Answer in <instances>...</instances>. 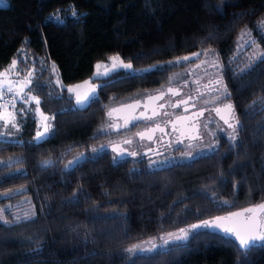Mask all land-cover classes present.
<instances>
[{
	"label": "trees",
	"instance_id": "obj_1",
	"mask_svg": "<svg viewBox=\"0 0 264 264\" xmlns=\"http://www.w3.org/2000/svg\"><path fill=\"white\" fill-rule=\"evenodd\" d=\"M263 21L264 0H7L0 71L17 59L22 78L34 72L30 94L52 127L33 142L30 106L18 107V132L0 141V264H264V241L241 252L204 227L152 252L125 251L264 203V57L246 59L264 53ZM195 53L187 64L205 62L221 78L235 139L157 170L116 160L104 149L118 134L108 111L165 85L181 67L168 62ZM116 55L157 67L91 79ZM86 80L101 83L97 96L72 109L65 87Z\"/></svg>",
	"mask_w": 264,
	"mask_h": 264
},
{
	"label": "flooded vegetation",
	"instance_id": "obj_2",
	"mask_svg": "<svg viewBox=\"0 0 264 264\" xmlns=\"http://www.w3.org/2000/svg\"><path fill=\"white\" fill-rule=\"evenodd\" d=\"M192 61L194 60L187 62ZM187 62L176 63L181 67L175 71L186 65H194V68L180 75L181 81L174 85L167 82L152 93L132 101L135 103L139 101V104H142L146 97L164 93L163 99L158 102L159 105L163 104L164 108L158 115L151 120L143 119L129 123L126 127L124 126L125 121L137 115L142 110L140 106L131 108L129 115H126L127 119L124 116L123 118H116L115 114L110 117L112 125L117 126L113 128L118 134L114 140L105 145L104 149L116 160L122 155H118L116 151L111 152L109 149L113 148V144L118 143L121 148L126 150L123 153L124 160L138 159L150 170H157L197 159L202 157L201 153L205 156L211 152V144L214 148L222 137H232L236 134L238 125L235 118H229V123L235 126V131H233V128L222 123L215 114L217 107L221 108L227 105L223 97L221 78L207 70L209 65L205 62L199 61L192 64H187ZM170 87L178 90L179 95L173 96L169 93L168 88ZM189 97L193 99L188 104L173 107L177 102L188 100ZM165 112L168 115H164ZM201 112L202 115L199 114ZM177 117H184L185 119L178 120ZM173 124H175V128ZM157 125L164 131L161 132L157 129L155 132H149L147 135L152 136L151 140L147 138V135L143 139L137 135L139 132L156 128ZM197 136L199 138H196ZM125 139H131L133 143L131 145L124 144ZM129 152H136L137 155L131 156L128 154Z\"/></svg>",
	"mask_w": 264,
	"mask_h": 264
},
{
	"label": "snow or ice",
	"instance_id": "obj_3",
	"mask_svg": "<svg viewBox=\"0 0 264 264\" xmlns=\"http://www.w3.org/2000/svg\"><path fill=\"white\" fill-rule=\"evenodd\" d=\"M0 3H7V0H0ZM73 16H76L77 13L73 12ZM56 20L60 21V17L56 15ZM62 22V21H61ZM260 26L264 27V22H260ZM244 35H250V33L245 32ZM255 43V41H253ZM195 56H199L200 53L193 54ZM261 57H264V53H261ZM109 59L112 61V66L110 69L106 67V70L101 73L97 71L94 75L96 78H99L100 76H109L111 72L118 70L119 68H123L130 71H139V72H147L151 71L157 66H152L150 69H141V70H133L131 63H125L119 55L109 57ZM189 60L190 57L185 56L182 58L177 59L176 61H169V64L172 63H180V60ZM17 59H13L7 69L4 71H0V100H3L5 93H12L13 99L9 101L8 103L11 104L12 108L15 109V100L17 97L21 99V101L24 104L29 103H35L36 108L35 111L40 114L42 117V121L44 122V131L43 132H37L36 138L42 139L49 131L51 125L47 123L49 121V117L44 115V113L40 109V99L38 96L31 95V87L32 80L34 77V72L29 71L25 74L23 79H12V76H20V70L17 68ZM97 69L101 67L100 64H97ZM53 70L55 71V66L53 65ZM171 79V78H170ZM219 83V81H217ZM57 84H60V81L57 80ZM85 85H88V90L84 92L83 95L78 91V89H81ZM40 85H37L39 87ZM107 86V85H104ZM28 89V92H25V89ZM97 86L94 84H91L90 80H86L83 82V84H77L74 86H68L67 90L69 93H75L76 95V103L77 105H84L87 101H89L96 93ZM168 92L171 93L173 96L179 95L178 90H174L173 88H168ZM164 93H160L159 96L156 97H149V99L152 100H160L163 99ZM193 98L189 97L188 100H182L177 102L173 105V107H178L180 104H188L189 101H191ZM139 101H136L135 104H129V105H122V107L125 108H135L139 106ZM7 104H0V109H4L3 111H0V121L3 122V127L5 129L11 127L13 129L19 130L18 125L16 123V113L15 111L9 112L7 111ZM194 106V105H193ZM160 108H163L164 105H160ZM187 110V109H185ZM224 111L228 113V118H225V116H221V119H224L225 124H228L230 128H233V131H235V126L231 123H229V118L234 119V111L233 106L231 104L224 105ZM25 111V109L21 108L20 112ZM119 111V109H110L108 111L109 117L113 115L114 112ZM217 114L221 113L222 109L217 107L215 109ZM159 113L156 111H153L152 116H146L144 113H141L140 116H133L132 119H146L151 120L153 117L158 115ZM202 115L203 113H199ZM164 115H168L167 112L164 113ZM178 120L185 119L184 117H177ZM129 121H125V127L127 126ZM239 122L237 121V124ZM110 127H117L116 125H110ZM173 127L175 128V124H173ZM157 129H159L161 132L164 131L163 128H160L159 125L156 126V128L148 129L147 132H155ZM10 134V133H9ZM5 135L4 132H0V136ZM138 136L141 137V139L145 138L147 135L146 132H139L137 133ZM147 138L149 140L152 139L151 135H147ZM196 138H199L198 136ZM233 140L235 139V136L233 135L231 137ZM124 144L131 145L133 141L131 139H125L123 141ZM93 152L97 151V149L93 148ZM113 151H116L118 155H123V153L126 151L125 149L121 148L120 144L116 143L113 144ZM131 156L137 155L136 152H129L128 153ZM83 155L82 153L80 154ZM70 164L73 162H69ZM0 219H3L0 217ZM7 222V221H5ZM200 227L204 228H217L223 231L225 234L230 235L235 238V241H238L239 247L242 250H249L252 247L256 245L257 242L264 241V203H258L254 205H250L249 207L243 208L240 211L237 212H231L228 214V216H222V217H215L213 221H202L200 224H193L190 226V228L185 229L181 228L179 229V234L177 233H168L167 236H161L159 239L163 242L161 245H157L153 242V240H149L145 243L149 244L150 247L144 248L142 244H135L132 245L130 248L125 249V251L129 253H133L136 251H148L152 252L157 250V248H162L165 245H168L170 241H186L188 239L189 232L194 229H198ZM155 239V238H153Z\"/></svg>",
	"mask_w": 264,
	"mask_h": 264
},
{
	"label": "rangeland",
	"instance_id": "obj_4",
	"mask_svg": "<svg viewBox=\"0 0 264 264\" xmlns=\"http://www.w3.org/2000/svg\"><path fill=\"white\" fill-rule=\"evenodd\" d=\"M6 6H7V3H6V4H4V3H0V7H6ZM263 22H264V21H263ZM262 29H263V31H264V27H262ZM246 44H248V45H252V41L248 40V41L246 42ZM111 57H112V56H111ZM189 57H190L191 60H195V59L197 58V56H195V55H192V56H189ZM260 57H261V55L259 54V51L257 50V48L252 49V50L250 51V53L247 54V57H246V59H247V64H249V63H254V62L257 61L258 59H260ZM190 59H189V60H190ZM180 61H181V62H184L185 60H182V59H181ZM187 61H188V60H187ZM125 63H128V62H125ZM97 64H100V65H101V67L99 68V70H98L97 67H96ZM111 66H112V61H111L109 58L107 59L106 62L96 63V64L94 65V67H93V73H92L91 79H103V78L107 77V76H100L99 78H96V76H95L94 74H95L97 71L103 73V72L106 70V67H107L108 69H110ZM197 66H199V65H197ZM197 66H196V67H197ZM192 68H194V65H186V66L182 67L181 69H179L178 71L172 72V73L170 74L169 78H168V83H169L170 85H174L175 83L181 81V80H180V79H181L180 75L183 74V73L185 74L187 71L191 70ZM133 70H141V69H134V68H133ZM116 71H124V72L130 73V74H139V73H141V72H139V71H130V70H126V69H123V68H119V69L116 70ZM116 71H113V72H116ZM113 72H111V73H113ZM22 77H23L22 75H20L19 77L13 75V76H12V79H23ZM170 78H171V79H170ZM83 82H84V81H83ZM83 82L75 83V84H72V85H69V86H74V85H77V84H83ZM56 83H57V82H56ZM91 84L96 85L97 88H96V93H95V95H94L90 100L94 99V98L97 96V92H98V89H99L101 83H99V82H91ZM58 85H60V84H58ZM67 87H68V86H66L65 89H66V92H67V94L69 95V97H70V99H71V101H72V104H71V108H72V109H81V108L85 107V106L87 105V103L90 101V100L87 101V102H86L84 105H82V106H81V105H77V103H76V95H75V93H69L68 90H67ZM88 87H89L88 85H85V86L82 87L81 89H78V91L81 93V95H83L84 92L88 90ZM29 106H30V109H29L30 111H29V112H30V114L34 117V119H35V121H36V131H35V134H34V136H33V142H35V143H37V142H41V141L45 140V138L48 137L49 134L51 133V127H52V124H51V118L48 116V117H49V121H48L47 123H49V124L51 125V127H50L48 133H47L42 139H39V140H38V139L36 138V134H37L38 131H39V132H43V131H44V122L42 121V117L40 116V114H39L38 112L35 111V108H36L35 103H29ZM44 115H45V114H44ZM46 116H47V115H46ZM16 118L18 119L17 116H16ZM18 129H19V126H18ZM0 132H4V133H5V135L0 136V141H5L7 137H11V138H12L13 135H14V133L18 132V130L13 129V128H11V127L5 129V128L3 127V122L0 121ZM9 133H10V134H9ZM214 148H215V146H214ZM214 148H213V146H212V144H211V150H210V151L214 150ZM201 155L203 156L204 154L201 153Z\"/></svg>",
	"mask_w": 264,
	"mask_h": 264
},
{
	"label": "water",
	"instance_id": "obj_5",
	"mask_svg": "<svg viewBox=\"0 0 264 264\" xmlns=\"http://www.w3.org/2000/svg\"><path fill=\"white\" fill-rule=\"evenodd\" d=\"M156 96H159V94H155V95H151V96H148V97H146L145 99H144V101H143V103L142 104H139V106L141 107V111L137 114V115H135V116H140L141 115V113H144L146 116H152V113H153V111H156V112H160L163 108H160L159 106L160 105H163V104H158V102L161 100H152V99H149V97H156ZM129 104H135V102H131V103H128V104H124V105H129ZM113 109V108H112ZM115 109H119V111H117V112H114L113 114H115V116H116V118H123V116L124 117H126V119H127V116L126 115H129V112H131L130 111V109L131 108H125V107H122V105L121 106H118V107H115ZM221 109H222V111H221V113H219V114H217V112L215 111V114L217 115V118L222 122V123H224L225 124V122H224V119H221V116H225V118H228V113L226 112V111H224L223 109H224V107H221ZM152 112V113H151ZM132 114H133V112H132ZM141 120H143V119H130V120H128L129 122H128V124L129 123H133V122H135V121H141ZM226 125V124H225ZM146 133L148 134L149 132H147L146 131ZM109 151H111V152H115V151H113V148H110L109 149ZM124 155H122V156H120V157H117V160L118 161H121V160H124ZM83 160V157L81 156L80 158H76L75 159V161L70 165V166H72V165H76V164H78L79 162H81ZM237 212V211H236ZM226 216H228V215H226ZM214 219H212L211 221H213ZM201 228V227H200ZM200 228H198V229H200ZM198 229H194V230H198ZM208 231H211V232H213V233H217V234H220V235H224L227 239H231V240H233L234 242H235V244H236V246H237V248H238V250L239 251H241V252H246L245 250H242L240 247H239V244H238V241H235V238L234 237H232V236H230V235H227V234H225L223 231H221L220 229H217V228H206ZM262 241H260V242H257L256 243V245L255 246H257L258 244H260Z\"/></svg>",
	"mask_w": 264,
	"mask_h": 264
},
{
	"label": "built area",
	"instance_id": "obj_6",
	"mask_svg": "<svg viewBox=\"0 0 264 264\" xmlns=\"http://www.w3.org/2000/svg\"><path fill=\"white\" fill-rule=\"evenodd\" d=\"M71 17H76L71 15ZM13 99V94L12 93H5L3 100H0V104H7V111L12 112L15 111L18 107H27L29 104H24L19 97L16 98L15 100V109L12 108L11 104L8 102ZM4 109H0V111H3Z\"/></svg>",
	"mask_w": 264,
	"mask_h": 264
}]
</instances>
